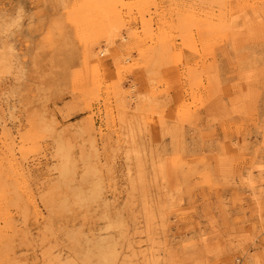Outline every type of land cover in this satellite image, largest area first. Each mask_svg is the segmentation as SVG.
Segmentation results:
<instances>
[{
	"label": "rangeland",
	"instance_id": "1",
	"mask_svg": "<svg viewBox=\"0 0 264 264\" xmlns=\"http://www.w3.org/2000/svg\"><path fill=\"white\" fill-rule=\"evenodd\" d=\"M0 264H264V0H0Z\"/></svg>",
	"mask_w": 264,
	"mask_h": 264
}]
</instances>
